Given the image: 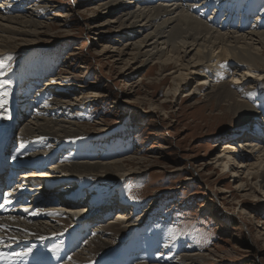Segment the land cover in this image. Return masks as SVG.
Masks as SVG:
<instances>
[{
    "label": "rangeland",
    "instance_id": "rangeland-1",
    "mask_svg": "<svg viewBox=\"0 0 264 264\" xmlns=\"http://www.w3.org/2000/svg\"><path fill=\"white\" fill-rule=\"evenodd\" d=\"M102 2L104 0H27V5L22 10L27 11L26 16L31 12L37 15L34 19L41 24L39 28L41 34L35 42L28 40L31 37L14 38L25 39L21 43H16L20 49L13 53L5 52L0 57V64L4 65L0 67V81H10L8 86L0 89V93L6 91L10 94L8 103L4 108H0V119L8 124L16 120L17 111L14 110L17 105H24L28 101L32 105L35 104L37 112L32 108L30 111L31 114L34 110L35 118L31 116V120L24 125L26 128L28 126L33 128L31 132L33 135L28 133L26 140L35 151H47L46 147L42 149L44 146H40L43 142L56 144L61 141L59 144L66 143L69 151L74 153L69 159L66 156V160L71 163L80 160L88 162L90 158V164L110 163L118 159L126 161L130 157L134 159L133 162L151 159L158 163L156 165L145 162L141 164L142 167H135L131 162L127 165L126 172H123L131 173V176L119 177L115 173L113 177L97 175L99 178L94 176L87 180L89 187L84 184L85 189H82L87 195L84 203L87 200L97 201L103 197L102 194L106 195L116 190L123 203L127 204L125 205L127 208L134 205L131 223L126 224L130 225L127 227L129 234L125 237L109 235L104 232L103 226H96L97 222L88 221L94 225L92 227L94 235L85 238L88 246L91 245V253L88 250L89 255L88 252L86 254L87 246L70 256L76 261L82 257L87 264L96 263L97 260H101V264H108L111 259L105 255L118 259L124 256V251L126 255L134 252L130 257L140 259L142 262L151 252L157 251L165 256L173 253L176 257L186 256L183 258L184 264H264V188H260L261 180L257 181L243 175L245 170H241L238 177L233 176L239 161H242L236 156L248 155L241 154L242 143L255 141L258 148L264 149V79L256 84L255 80H246L239 86L230 84L237 73L233 68L232 70L227 68V59L223 63L214 61L213 66L217 68L209 66L213 62L203 66L201 64L198 71L202 69L212 76L207 83L197 82L201 79L198 77L199 72L186 71L176 67L177 64L173 62L159 65L151 61L123 78L126 74L125 61L129 56H124L125 61L120 64H115L116 59L108 57L115 46L123 48L126 39L118 44L120 40L116 37L115 30L108 25L100 29L102 32L98 37L95 33H90L89 28L87 30L88 24H100L106 20L104 8H99ZM230 2V11L234 12L236 6L243 7L249 0ZM260 2L264 7V0ZM17 6H20V3ZM216 7L214 6L212 10ZM12 8H8L11 17L21 13L18 7ZM96 10V14L91 13ZM244 12L248 17L246 11ZM257 18L255 20L254 15H251V21L258 23ZM243 19H246L244 15ZM65 23L61 29L60 25ZM233 27L223 29L221 26L223 30L221 34L240 37L251 28L242 30ZM214 34L217 35L218 32ZM0 35L5 38L11 36L5 32H1ZM35 49L52 56L50 59L52 67H47L51 68L50 71L38 77L36 81L30 79L31 82L27 83L30 70L24 69L22 75L19 72L20 78L13 81L9 72L16 69L17 62L23 54L28 55L29 52L32 61H37L35 59L37 56L33 53ZM104 49H108L106 53H103ZM54 55L58 58L53 57ZM30 64L21 66L20 69L34 66ZM53 67L55 69H52ZM179 75H182L181 79ZM201 83L205 85L202 88L199 86ZM222 90L234 93L238 101L253 108V115L248 119L246 126L240 124L241 118L237 114L227 116L224 112L210 107L211 101L206 97L210 99V94ZM54 106L58 109L56 110ZM63 113L70 115L72 113L73 116L68 119ZM4 116L10 118L5 119ZM18 120L15 124L24 123L22 119ZM40 128L45 131L49 128L59 131L54 137L36 141L40 145L34 144L35 137L42 134ZM35 130L38 135L33 133ZM23 134L20 135L21 138L13 140H23L25 137ZM252 134L259 136L252 140ZM10 140L9 136L7 142ZM226 145H230L231 149L223 156ZM235 148H240L237 150L240 154H233L236 153ZM231 157H234L233 161ZM259 159H249L248 162H258ZM207 162L214 164L201 166V163ZM245 173L247 174L246 171ZM244 178L245 182L250 181L248 183L249 188H252L250 192L235 190L239 185L237 183ZM31 182L36 183L33 180ZM246 194L250 195L244 197ZM43 198L51 209H57L52 199ZM99 205L97 202V206ZM107 214L110 216L113 213L108 211ZM113 220L110 218L107 223H112ZM42 226L47 228L49 224L43 223ZM193 254L196 256H191ZM191 257L193 260L187 259ZM140 262L138 264H141Z\"/></svg>",
    "mask_w": 264,
    "mask_h": 264
},
{
    "label": "bare ground",
    "instance_id": "bare-ground-1",
    "mask_svg": "<svg viewBox=\"0 0 264 264\" xmlns=\"http://www.w3.org/2000/svg\"><path fill=\"white\" fill-rule=\"evenodd\" d=\"M124 1H128L129 3L123 4ZM230 1H234V0H221V1L219 0H104V2H102L99 5V8L100 9L104 8L105 12L103 14L104 16L105 14H107L106 20L104 22H101L100 24H94V23H91V25L88 24L87 30L89 28V32L95 33V36L98 37L102 32L100 31V29L108 25V26H111L115 30V35L116 37H118V40H120L118 44H120L122 40L126 39L125 40L126 44L123 46V48L120 49L115 46L114 48H112L113 50L109 52L111 55L108 54L109 59H116L115 64H120L124 62L125 61L124 56H129L128 60L125 61L126 67L124 68V71L126 74L123 78L128 77L129 75L133 73L134 70H138L139 68L145 66L151 61L152 62L155 61L156 64H159V65L163 63L173 62L177 64L176 67L182 68L186 71L190 72L193 70L194 72H199L198 77H200L201 79L198 80L197 82L200 83L204 81L205 83H207V81L212 76H209L208 73H206V71L202 69L198 71V68L201 66V64L203 66L206 63L209 64L208 62L210 63L213 62V64L212 65L209 64V66L213 68H217V66L215 67L213 66L214 61L216 62L218 61V63H223V61L225 62V59H227V62H228L227 68L229 70H232L233 68V71L237 73V76L236 74L233 76L232 78L233 81L230 84L234 86H239L240 84H242V82L246 80H255V84H256L258 81H261L264 79V7L261 5L262 3L260 2V0H249V2H247V4L245 3L243 7L241 5H238L236 6L235 11L231 12L230 11L231 9ZM11 2H14V3H11ZM18 3H20V6H17ZM236 4H238V2ZM26 5H27V0H13V1L0 0V12L1 13L5 12V14L0 13V21H2L0 23V33L5 32L6 34L11 35L8 38L0 37V57L3 54H5V52L13 53L17 49H20L19 45H17L16 43H21L22 41L26 39V37H31L30 39H28L30 40V42H35L39 38V35L41 34L39 32V28L41 27V24L39 21H36L37 19L36 20L34 19V17H37V15H35L34 12H31L27 14L28 16H26L27 11L24 12L22 10L23 7ZM13 6L18 7L21 13L19 14L17 13L18 15L11 17L9 15V13L11 12H9L10 9L8 8L10 7L12 8ZM214 6H217V7L216 9L212 10ZM6 7L8 8L6 9ZM244 11H246V13L248 14V17L247 15H245ZM252 11L259 12V13L253 14ZM240 12H242V14H240ZM41 13H42V9H41ZM91 13L96 14L97 10L92 11ZM226 14H228L227 17H226ZM243 15H244V18L246 17V19H243ZM251 15H254V19L258 17L257 21L259 22L257 23V22L251 21ZM65 25L66 23L63 25L61 24L60 25L61 29L64 28ZM221 26L223 27V29L231 28L233 26H235L233 27L235 29H242V30L249 28V27L251 28H250V31H247V32L244 31L245 33L243 35L241 34L240 37H236L232 35L230 36L228 34L227 35L221 34L223 31ZM214 33H216L217 35H215ZM19 37H25V39H19V40L14 39V38H19ZM95 40H97V38H95ZM36 47H39V45L38 46L36 45ZM35 50L36 51L33 50L34 51L33 53H35L37 56V58H35L37 60L36 62L32 61V59L30 58L29 52H28L27 53L28 55L23 54V57L20 59V61L17 62L18 66L15 67L16 69L11 68L13 69L12 72H9V70L11 69L8 70V72L11 74V78L13 79V81H17L20 78V75L23 74L22 71L24 69L30 70L28 72L29 79L27 80V83L31 82L30 79L36 81L38 77H40L41 75L44 76L48 71H50L51 68H47V67H52V61L50 60L52 56L46 54L45 51L42 52L41 50H38V49H35ZM107 50L104 49L103 53H106ZM101 56L103 57V55ZM53 57L58 58L57 55H54ZM23 60H25L24 63H23ZM28 63H31L34 66L32 67L26 66V67H23V69H20L21 66L27 65ZM210 67H208V69ZM196 68L197 70H195ZM52 69H55V67H53ZM260 70H263V71L260 72ZM19 72H20V75H19ZM216 72L217 70L215 71V73ZM240 72H241V75H240ZM35 75L36 77H34ZM178 77L181 79L182 75H179ZM66 86H63V87H66ZM199 86H201L200 88H202L205 85L204 83H201L199 84ZM12 94L13 92L11 91V96ZM206 99L211 101L212 105H210V107L213 110L224 112L225 114H227V116L229 114H231V116L232 115L235 116V114H237V116L241 118L240 124L243 126L244 125L246 126L248 124V119L252 117L253 115V112H252L253 108L249 107V104L247 106L243 102L238 101L234 93H230L225 90H222V91H218L213 94H210V99H208L207 97ZM33 112L34 110L31 112V114ZM31 114L30 112H28V116L26 115L27 119L25 118L22 119L23 116L20 118L18 117V119H22L21 121L24 122L22 124L23 126L25 125L27 121L31 120L30 118L32 116ZM63 114L65 117H68V119L70 116H73L72 113L71 115L66 114V113H63ZM15 121L16 120H13L7 124V122L0 119V158L2 159L5 156V151L10 148L14 149L16 147L18 150H20L21 151L20 160L21 162H23V165H25L26 169L30 170L36 167V169L33 170L32 176H24V178L29 179V180L34 179L33 181L35 182L36 180L40 181L39 185L45 186L44 188H42L43 192H41L40 194L43 197H46V199L48 200L50 198L45 195L50 196V192L44 191L46 187L48 188L51 185H60L61 181L66 180V179L71 180L70 183L63 184L58 189V192H60V190L62 191L65 190L64 194L62 195L63 198L61 201H65L66 203L62 204L63 208L61 210H64L65 212H68V213H73L79 217L76 218L73 215H69V217H66L65 214L62 213L59 209H51L50 205H46L42 207L44 202L43 203L38 202L37 205L40 207L39 210H36V209L32 210L30 208H27L29 211L25 212L24 209L20 208V209H17L15 213H20V216L32 218L33 220H42V219L51 220L54 224L57 225L56 227L48 226L49 229H47L44 232V231H41L39 228H34V227L24 228V227L12 225L10 221H3L0 223V225H4V227L0 229L3 231H7V232L13 231L16 234L15 236L25 238V239L40 238V237H44V236L51 234L52 231H56L57 233L61 231L62 232L67 231L71 229L73 226H76L78 223H82V221L85 222L86 221L85 217H89V221H92L94 218H97L100 216L103 217L102 219H106L107 212H108L107 209L113 207L115 208V214L118 213L116 215L117 219L114 218L113 222L111 221L112 223H108L109 225L107 223L104 225H102L103 223L101 224L99 223L98 226H103L102 229L104 230L105 233L109 235H113V236L123 235L124 237L128 235L129 232H128L127 227H129L130 225L126 226V224L131 223L130 222L132 220L131 215L133 214L131 211L134 210L133 209L134 205H129V208H127L128 206H125L127 204L122 203V198L120 194L116 193V190H112L109 194H106V195L100 194L101 197L102 196L103 197L97 201L90 202V200L89 201L87 200L85 203H84L85 201L84 196L83 198L82 196L81 197L78 196V193H79L78 191H81L83 189L84 184L87 185V187H89V184H88L89 181L87 180L90 179L91 177L93 178L94 176H97V175H100V176L105 175L106 177H109L112 175L115 176V173L118 174V176L120 175L122 177L131 176L132 175L131 173L123 174V172H126V168H127V165H129V163L132 162V165L135 167L136 166L142 167L141 164L145 162H148L151 164L154 163L158 165L156 160L154 159L155 161L153 162L151 161V159H148L146 161H144L143 159L141 161L133 162L134 159L130 157L126 161L124 159L123 160L118 159L115 161L113 160L110 163H105V162L104 163L102 162L94 163L93 162L90 164L89 162V160L91 159L90 158L88 162H84V160L83 161L80 160V161L71 163V162H68L67 160L74 153L69 151L66 143L59 144V142L61 141L57 140L59 142H57L56 144H52V142L49 143L48 141H46V143L43 142L42 145H40L39 143L36 142L39 140H45V138H48V137H54L55 135H57L59 131L58 129L49 128L47 131H45V129L40 128L42 129V131H40L42 133L41 135H38L36 133V130L33 132L38 135V136L36 135L37 137H35L37 140L36 139L33 140L35 141L33 143L39 144L40 146H44L42 147V149L43 148L45 149L46 147L47 153L41 152L40 150L35 151V149L28 144V140H26V135L33 131V128H30V126H28L27 128L23 127L22 133H24L23 136H25L23 140L17 141L15 139V140H12V141L10 140L9 142H7V138L9 139V136H10V129L13 127ZM69 122L71 124V121ZM63 123H60V124H63ZM55 124L58 125L56 122ZM22 133L20 132V134ZM30 135H33V134L31 133ZM258 136L259 135L252 134L251 135L252 140L258 138ZM21 142H23L25 145L23 148L20 147ZM87 142H89V140H87ZM251 142L247 141V142L242 143V146L240 147L242 149L241 154L245 153L248 155L236 156L238 157V159L242 161H239L238 167L235 168L236 172H234L233 176L238 177L239 172L241 170H245L247 174L245 173V171H243V175H246V176L248 175L249 178L252 177V179H256L257 181L261 180L260 188L263 189L264 188V149L260 147L258 148V144L255 143V141L254 143H251ZM39 145L37 147H39ZM86 148H88V146ZM240 148H235L236 153H233V151H231V153L236 154V155L240 154V151H237ZM228 149H231L230 145H226V148L224 149V152H223L224 153L223 156H226L229 153V151L227 152ZM256 154H258V156H254ZM66 156H68L67 160H66ZM83 157L85 156L83 155ZM102 157H99V159H102ZM256 158L259 159L258 162H254V163L248 162L249 159L256 160ZM233 160H234V157H231V161ZM53 162H56V163H53ZM16 163L19 164V162H16ZM212 164L214 163L213 162L201 163V166L203 167L204 165L207 166V165H212ZM131 169L133 168L131 167ZM249 182H245V178H244L243 181L237 183L239 185L235 187V190L239 189L240 191L242 189V192H245V193L248 191L250 192L252 188H249V184H248ZM22 189H24V187ZM69 189H71V191L68 192ZM36 191H39V189H36ZM250 194H246L244 197H248ZM15 195H16V192H15ZM72 199H76V200L78 199L80 202H82L83 205H81V207L83 208L81 207L78 208L77 207L78 204L73 202ZM97 202L100 203L99 206H97ZM20 205L23 206L24 203L20 202ZM109 205H112V207H109ZM104 206L106 208L104 210H106L107 212L104 210H101V213H99L98 212V209H100L99 207L103 209ZM93 208L94 210H92ZM51 211L58 212L59 215H47V213ZM32 212H39L40 214L33 216V215H30V213ZM126 213L127 215H125ZM160 214L161 212L159 213V215ZM69 218L74 219L76 223L72 224L71 222L72 220L71 219L69 220ZM16 219L17 218H15V220ZM157 221H159V218L157 219ZM101 222H104V221L102 220ZM90 228L91 227H84L80 231L76 232L74 236L68 235V237L66 238L57 239V241L54 244L50 245V247L46 249H42L38 251L34 250V251L36 255L39 257L38 259L41 261L42 264H58L55 260L56 253L53 254L51 251H49V249H51L54 245H59L61 248V251H59L56 256H58V258L62 257V255L66 253V250L64 249L65 246H67L70 242L76 241L77 247L84 245L83 240L87 238L89 235H92L91 231H89ZM24 246L25 244L23 242H20L19 248H23ZM104 247H105V244H104ZM90 248H91V245L90 247L88 246L87 250L85 249L86 254L88 250L91 253ZM129 250H132V249H129ZM40 253H43L44 255L40 257L39 256ZM82 253L84 254V252ZM131 254L132 253H130V255ZM143 254L146 255L145 252ZM88 255H89V252H88ZM191 256H196V255L193 254ZM185 257L186 256L176 257L174 253L171 254L170 256L169 255L165 256V254L161 255L157 251H153L150 253L148 258L143 259V261L140 263L141 264L142 263L144 264L145 263L146 264L148 263L166 264V263L171 262L173 264H184L183 258ZM192 258L193 257L187 258V259L193 260ZM72 260L74 261V263H71ZM72 260L69 261L67 259L65 260V262H62L59 264H87L85 263V260L82 257L79 258L78 261L74 260L72 257ZM100 261L97 260V262L93 264H101L102 261L101 262ZM126 261H127L126 264H134L136 262V259H134L133 257L131 258L127 256ZM121 263H123V261L118 264H121Z\"/></svg>",
    "mask_w": 264,
    "mask_h": 264
},
{
    "label": "snow or ice",
    "instance_id": "snow-or-ice-1",
    "mask_svg": "<svg viewBox=\"0 0 264 264\" xmlns=\"http://www.w3.org/2000/svg\"><path fill=\"white\" fill-rule=\"evenodd\" d=\"M0 67H4V65L0 64ZM221 78H223V77H221ZM9 84H10V81H0V89L5 88ZM8 95H9V93L6 92V91L0 93V108H4V106L8 103V100H7ZM3 118L8 119L10 117L9 116H4ZM24 146H25L24 143L21 142L20 147L23 148ZM9 195H11V194L9 193ZM2 207H3V205L0 204V208H2ZM24 211L28 212L29 210L27 208H25ZM39 214H40L39 212L30 213V215H33V216L39 215ZM47 215H59V213L55 212V211H51V212H48ZM3 227H4V225H0V228H3ZM13 239H15V238L13 237ZM40 239L43 240L44 237H40ZM59 248H60L59 245H54L51 249H49V251H51L53 254H55V253H57L59 251ZM31 252H32V248H28L27 250L19 252V253H15L14 255L17 258H20V257L28 256ZM68 260L71 261L72 257L69 256Z\"/></svg>",
    "mask_w": 264,
    "mask_h": 264
}]
</instances>
